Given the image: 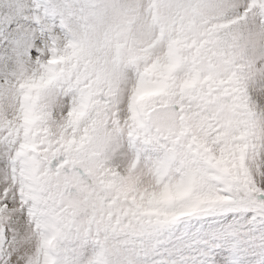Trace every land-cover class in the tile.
<instances>
[{
	"label": "snow or ice",
	"instance_id": "obj_1",
	"mask_svg": "<svg viewBox=\"0 0 264 264\" xmlns=\"http://www.w3.org/2000/svg\"><path fill=\"white\" fill-rule=\"evenodd\" d=\"M0 264H264V0H0Z\"/></svg>",
	"mask_w": 264,
	"mask_h": 264
}]
</instances>
